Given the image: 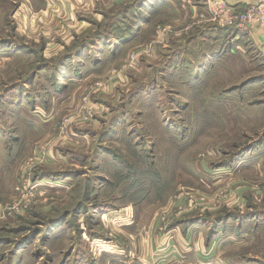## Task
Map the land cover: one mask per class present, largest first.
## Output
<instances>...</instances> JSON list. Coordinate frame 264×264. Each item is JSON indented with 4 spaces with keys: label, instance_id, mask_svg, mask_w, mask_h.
<instances>
[{
    "label": "rangeland",
    "instance_id": "1",
    "mask_svg": "<svg viewBox=\"0 0 264 264\" xmlns=\"http://www.w3.org/2000/svg\"><path fill=\"white\" fill-rule=\"evenodd\" d=\"M205 2L219 29L178 42L143 0H0V264H158L183 221L176 264L218 230L210 259L264 264V197L234 190L264 57Z\"/></svg>",
    "mask_w": 264,
    "mask_h": 264
},
{
    "label": "crops",
    "instance_id": "2",
    "mask_svg": "<svg viewBox=\"0 0 264 264\" xmlns=\"http://www.w3.org/2000/svg\"><path fill=\"white\" fill-rule=\"evenodd\" d=\"M147 1V7L149 9H152L154 13H160V12H166L168 9H174L172 11L173 15L168 20L171 23V26H173L176 31L178 30L176 36H172V40H178V42H182V36H189L193 38V35L195 31H213L215 29H219L215 26L216 24L212 23V17L208 15L207 13V5L206 0H143ZM228 7L236 14L245 12L251 5H256L259 3H264V0H223ZM157 2V6H154V3ZM184 4H182V3ZM179 3L178 7H174L175 5ZM212 21V22H211ZM140 29V27H139ZM249 39L251 43L263 54L264 57V27L259 26L253 29L252 31H249L248 33ZM161 39V36L158 37ZM189 38L190 40H192ZM239 36H235L234 40H238ZM129 39L126 40V42ZM107 42L108 39H106ZM162 41V40H161ZM250 156L249 159H247L246 165H244V161L241 160L239 164L237 165L235 177H234V190L235 195L240 199L243 203L245 199L248 196H252V194L256 198H262L264 197V138L259 141V143L256 144V146L250 150ZM241 157V156H240ZM246 169V170H244ZM244 170V171H243ZM263 207L262 204H259ZM253 207V206H251ZM255 207H258L255 203ZM255 217L263 219L264 214H251L248 218L255 219ZM253 222V221H252ZM185 223V224H184ZM257 223H261V221ZM189 224L190 228H185V226ZM205 229L202 230V233L199 234V236H204L205 231L207 230L209 224L205 223ZM250 224V223H245ZM252 224V223H251ZM194 225L191 223V221H183L176 226V228L170 233V238L165 237L163 239H167V247L165 249L157 250L156 252V260H158V264H165L166 262H172V264H176V262L182 261L183 259L186 260L187 257L191 256V252H187L183 248L184 244V237L185 241L189 242V233L195 230H198L197 227H194ZM256 225V224H255ZM182 228V230H181ZM237 228H241V224L239 226L237 225ZM181 231L183 232V238L180 237L179 234H181ZM186 231V233H185ZM258 231V230H257ZM211 232V231H210ZM199 233V232H198ZM215 234L212 236L213 238H208L207 240V246L203 243H200V245L204 248H209V257L217 258L215 257V253H218L219 261H221V242L222 240L217 242V237H220V230L212 233ZM211 235V234H210ZM247 236H242V240H245ZM162 239V242H163ZM220 244V247H218ZM163 246V245H162ZM186 246V245H185ZM195 246V245H193ZM195 248V247H194ZM193 248V249H194ZM192 249V250H193ZM191 250V251H192ZM183 257V258H182ZM206 258V260L209 262H214L213 264H217L218 261H215L213 258ZM205 260V259H204ZM203 260V261H204ZM205 260V261H206ZM204 261V262H205ZM216 262V263H215Z\"/></svg>",
    "mask_w": 264,
    "mask_h": 264
},
{
    "label": "built area",
    "instance_id": "3",
    "mask_svg": "<svg viewBox=\"0 0 264 264\" xmlns=\"http://www.w3.org/2000/svg\"><path fill=\"white\" fill-rule=\"evenodd\" d=\"M215 18L220 23L235 26L237 30L252 31L256 27H264V3L251 5L247 11L239 15L234 13L223 0H207Z\"/></svg>",
    "mask_w": 264,
    "mask_h": 264
}]
</instances>
